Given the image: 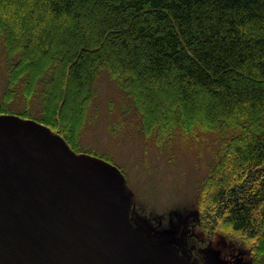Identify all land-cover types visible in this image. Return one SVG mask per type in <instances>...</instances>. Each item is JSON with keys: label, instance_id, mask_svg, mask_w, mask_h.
<instances>
[{"label": "trees", "instance_id": "obj_1", "mask_svg": "<svg viewBox=\"0 0 264 264\" xmlns=\"http://www.w3.org/2000/svg\"><path fill=\"white\" fill-rule=\"evenodd\" d=\"M0 43V115L59 130L76 152L105 70L159 146L210 135L202 216L254 239L264 264V0H0Z\"/></svg>", "mask_w": 264, "mask_h": 264}, {"label": "water", "instance_id": "obj_2", "mask_svg": "<svg viewBox=\"0 0 264 264\" xmlns=\"http://www.w3.org/2000/svg\"><path fill=\"white\" fill-rule=\"evenodd\" d=\"M131 210L115 166L76 155L35 120L0 115V264H193L135 228Z\"/></svg>", "mask_w": 264, "mask_h": 264}, {"label": "rangeland", "instance_id": "obj_3", "mask_svg": "<svg viewBox=\"0 0 264 264\" xmlns=\"http://www.w3.org/2000/svg\"><path fill=\"white\" fill-rule=\"evenodd\" d=\"M5 56L0 43V103L8 84ZM95 87L97 97L90 105L89 121L77 139L78 153L72 150L96 156L121 170L132 196V225L159 244L177 246L191 256L193 264H251L252 247L245 250L243 242L228 234L222 222L211 223L202 216L208 191L204 182L214 162L212 150L218 148L211 136L203 134L196 139L179 134L166 148L159 146L152 134H146L142 121L106 70ZM11 106L24 109L20 102ZM32 109L38 115L39 103ZM52 132L59 134V130ZM200 242L208 246L198 249ZM194 249L202 260L193 257Z\"/></svg>", "mask_w": 264, "mask_h": 264}, {"label": "clouds", "instance_id": "obj_4", "mask_svg": "<svg viewBox=\"0 0 264 264\" xmlns=\"http://www.w3.org/2000/svg\"><path fill=\"white\" fill-rule=\"evenodd\" d=\"M167 227V225H165ZM228 234L233 236L236 240L243 242V248L245 250L250 249L252 245L255 243L254 239L249 238L245 233L243 232H233L231 229L228 230ZM208 245L206 243L200 242L198 243V249H205ZM193 257L195 259L202 260V257L200 255V252L197 250H193Z\"/></svg>", "mask_w": 264, "mask_h": 264}]
</instances>
